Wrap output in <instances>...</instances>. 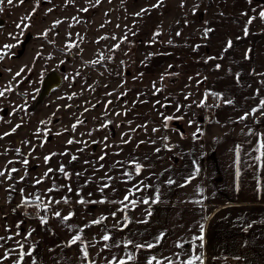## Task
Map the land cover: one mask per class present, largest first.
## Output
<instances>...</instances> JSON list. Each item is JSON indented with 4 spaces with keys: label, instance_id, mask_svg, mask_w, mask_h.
Returning <instances> with one entry per match:
<instances>
[{
    "label": "rangeland",
    "instance_id": "obj_1",
    "mask_svg": "<svg viewBox=\"0 0 264 264\" xmlns=\"http://www.w3.org/2000/svg\"><path fill=\"white\" fill-rule=\"evenodd\" d=\"M0 9V171L7 174L0 193L4 184L9 192L11 178L25 175L28 165L44 176L50 196L61 190L69 202H123L147 228L145 241H158V208L205 209L212 142L197 129L203 132V120L224 99L240 109L264 107V0H3ZM50 70L62 83L35 104ZM166 116L173 119L165 122ZM201 210L189 238L200 235ZM215 216L204 225L207 246L216 239ZM224 227L219 241L230 232ZM193 242L199 252L200 241ZM154 257L158 264V251Z\"/></svg>",
    "mask_w": 264,
    "mask_h": 264
},
{
    "label": "crops",
    "instance_id": "obj_2",
    "mask_svg": "<svg viewBox=\"0 0 264 264\" xmlns=\"http://www.w3.org/2000/svg\"><path fill=\"white\" fill-rule=\"evenodd\" d=\"M227 101L221 100L211 119L203 120L205 126L202 134L199 133L206 142H212L206 161L212 172L209 189L205 188V209L158 208V241H145L148 234L143 233L147 228L142 227L134 212L126 213L124 205L111 201L101 203V200L91 204L68 200L69 203L64 204L61 199L67 195L61 190V196L48 195L44 176L29 172L27 165L25 175L11 178L9 192V186L4 184L0 193V237L3 238L0 239V264H16L17 261L20 264H117L119 259L127 260L128 253L135 257L128 264H147L157 251L158 264H183L193 254H202L203 264H221L218 262L221 260L230 264L231 260H237L236 257L240 260L237 264H264V156H261L264 149L260 148L264 143V107H256L253 112L252 106L240 109L233 106L232 100L231 103ZM242 116L245 119L241 120ZM254 146L256 149L252 150ZM216 147L218 149L214 150ZM257 156L261 159L257 160ZM36 180L42 182L37 184ZM37 195L40 200L36 199ZM8 197L10 203L5 205ZM50 200L61 202L49 203ZM229 209L230 214L227 213ZM200 210H205L204 225L216 215L213 223L216 239L208 246L203 243L196 252L187 231ZM57 211L62 216L69 212L74 215L69 221H63L54 215ZM101 215L106 219L100 224L91 223ZM42 216L47 217L45 224L40 222ZM223 226L230 232L226 237L220 236L225 241H219ZM105 234L111 237L109 241L102 239ZM76 235L81 239L68 246ZM128 240L133 243L125 247ZM136 244L144 247L136 248ZM148 244L153 247L148 248ZM228 245L233 247L236 257H232ZM81 248L88 253L86 259ZM29 251L32 254H25L21 260V252Z\"/></svg>",
    "mask_w": 264,
    "mask_h": 264
},
{
    "label": "snow or ice",
    "instance_id": "obj_3",
    "mask_svg": "<svg viewBox=\"0 0 264 264\" xmlns=\"http://www.w3.org/2000/svg\"><path fill=\"white\" fill-rule=\"evenodd\" d=\"M13 2H14V0H7V3H8L9 5L13 4ZM0 3H3V0H0ZM20 3H23V0H20ZM97 3H99V0H97ZM157 6H159V5H153V7H157ZM181 6H183V3L181 4ZM2 10H3V9H0V11H2ZM87 10H88V9H82V11H87ZM141 11H146V9H142ZM136 15H139V13H137ZM259 17H260L262 20H264V10H262V11L259 12ZM25 19H27V17H25ZM251 23H252V18H250V19L248 20V24H251ZM20 27H21V25H20V24H17V28H20ZM24 27H29V25H24ZM207 32H208V29L205 30V35H207ZM247 33H248V29H247V27H246V28H245V34H247ZM10 35H11V34H10ZM45 35H46V33H45ZM155 35H159V33H154V36H155ZM177 35L179 36L180 33L177 32ZM169 43H171V41H169ZM231 46H232V41L229 40V41L227 42V47L230 48ZM3 47L6 48V49H10V48L14 47V45H8V44H6V45H4ZM116 47H119V45H116ZM0 59H3V56H2V55H0ZM216 68H217V69L220 68V65L217 64V65H216ZM22 71H23V69H21V72H22ZM20 74H21L20 72L16 73L17 76H19ZM8 90H11V89H8ZM157 91H159V89H157ZM3 95H4V92H3V91H0V96H3ZM214 95H216V94H214ZM227 103H231V100H228ZM204 104H205V101H204V100H201V101H200V106H203ZM260 104H261L262 106H264V99H262V100L260 101ZM177 111H179V107L177 108ZM252 111L255 112L256 109H253ZM246 115H247V114H246ZM262 115H264V113H262ZM177 118H182V117H177ZM171 119H173L172 116H166V117H164L165 122H167L168 120H171ZM240 119L243 120V119H245V117L242 116ZM189 123L191 124L192 122L189 121ZM17 127H19V126H17ZM73 127H75V126H73ZM13 131H15V129H13ZM153 131H157V129H153ZM197 132L200 133L201 130L198 128V129H197ZM201 134H202V133H201ZM6 135H7V133H6ZM193 135H194V138H195V137H196V134L194 133ZM165 139H166V138H165ZM72 142H73V141H71V140L68 141V143H72ZM260 148L264 149V143H261V144H260ZM19 151H20V150L17 149V152H19ZM156 151L159 152L160 149H156ZM261 156H264V153H261ZM261 156H257L256 159H257V160H260V159H261ZM49 159H50V157H45V162L47 163ZM75 159H76V157L73 156V160H75ZM101 159H103V157H101ZM22 162H23L24 164H27V163H28L27 160H23ZM237 162H238V161H237ZM9 163H11V161H10ZM193 163L195 164L196 162L194 161ZM140 169H141V165H140V164H136V172H137V173L140 172ZM16 171H18V170L15 169V168H12V169H11V172H16ZM52 171H53L52 169H48V172H52ZM59 171L64 172V173H65V176L68 175V174L65 172V169H64L63 165H61ZM199 171H200L199 167H196V169H195V173H198ZM47 174H48V173H45V175H47ZM5 175H6V174H5L4 171H0V177H3V176H5ZM78 175H79V174H78ZM238 175H239V170H237V176H238ZM7 178H11L10 175H9ZM194 178H195V174H194L193 176H190V177L186 178V181H185V182L188 183V182L191 181V179H194ZM20 179L23 180L24 177H21ZM41 182H42L41 180H36V183H37V184H39V183H41ZM173 182H174V181H172L171 179H169V181H168L169 184H171V183H173ZM181 186H184V185H181ZM104 187H108V185H104ZM52 190H53V189H49L48 191L51 192ZM23 191H24V190L21 189V192H22V193H23ZM69 191H71V188H69ZM200 191L202 192L203 190L201 189ZM129 194H131V193H129ZM36 199H37V200H40L41 197H40L39 195H37V196H36ZM128 199H129V195H125L124 200L127 201ZM158 199H159V196L157 195V198L154 199V200L152 201V203H156V202H158ZM24 202L27 203L26 200H25ZM60 202H61V201H56V200H50V201H49V203H56V204H58V203H60ZM63 202H64V203H68V199H67V197L63 198ZM100 202L103 203L104 201H100ZM78 203H84V201H83V200H80V201H78ZM120 203H123V202H120ZM132 203L134 204L135 201H133ZM144 203H148V201L145 200ZM37 206L39 207V205H37ZM125 207H126V206H125ZM44 210L47 212V205H45ZM54 215H55L56 217L61 218L63 221H69V220L71 219V217L74 215V213L69 212L67 216H62L61 212L57 211V212H55ZM115 215H116L115 213H112V216H115ZM104 219H106V217L103 216V215H101L100 218H98V219H94L91 223H92V224H100ZM125 219H127V217H126ZM205 219H206V218H205ZM40 222H41V224H45V223L47 222V217H46V216H42V217L40 218ZM249 226H250V225H249ZM80 231H83V229H80ZM203 233H204V225L201 224V225H200V235H199V236H194V237H193V241H196V240H199V241H200L199 245H197V246L200 247V248H202V247L204 246V245H203V240H204ZM30 234H31V233H29V235H30ZM161 236H163V234H161ZM110 238H111V237H110L108 234H105V235L102 237V239H103L104 241H109ZM0 239H3V238L0 237ZM80 239H81V237H80L79 235L74 236V237L69 241L68 246H71V245L75 244V243H76L77 241H79ZM132 243H133V242H132L131 240H128V241L125 243L124 246L127 247L129 244H132ZM116 246H118V245H116ZM134 246H135L136 248L144 247V246L139 245V244H136V245H134ZM147 247H148V248H152L153 245H152V244H148ZM177 247H181V248H182V245H177ZM49 251H52V249H49ZM80 251L83 253L84 258L86 259V258L88 257V253H87V251H86L84 248H81ZM25 254H27V255H31L32 253H31V251H29L28 253L21 252V254H20V259H21V260L24 258V255H25ZM5 258H7V257H5ZM114 259H115V257H114ZM134 259H135L134 255L131 254V253H128V254H127V260H125V259H119V260L117 261V264H128V261H134ZM154 259H155V257L149 259V260L147 261V264H153V260H154ZM196 261H199L200 264H203L202 254H193V255H190L189 258H188L186 261L183 262V264H194V262H196ZM16 264H20V262L17 261ZM34 264H35V262H34ZM109 264H111V262H109Z\"/></svg>",
    "mask_w": 264,
    "mask_h": 264
},
{
    "label": "water",
    "instance_id": "obj_4",
    "mask_svg": "<svg viewBox=\"0 0 264 264\" xmlns=\"http://www.w3.org/2000/svg\"><path fill=\"white\" fill-rule=\"evenodd\" d=\"M61 83H62V78L56 70H50L49 72H47L41 80L37 97L34 100L35 104H39L44 99L45 96H47L53 89L59 87ZM172 124L181 133L185 131L183 125L180 122L173 121ZM197 135H199V133Z\"/></svg>",
    "mask_w": 264,
    "mask_h": 264
},
{
    "label": "flooded vegetation",
    "instance_id": "obj_5",
    "mask_svg": "<svg viewBox=\"0 0 264 264\" xmlns=\"http://www.w3.org/2000/svg\"><path fill=\"white\" fill-rule=\"evenodd\" d=\"M3 23V19L2 18H0V24H2ZM31 37V35L30 34H27L23 39H22V41L20 42V48L17 50V55H21L22 54V52H23V50H24V48H25V45H26V43L28 42V39ZM21 96L22 97H24V96H26L25 94H21ZM34 101V100H33ZM174 121H176V120H174ZM179 122V121H178Z\"/></svg>",
    "mask_w": 264,
    "mask_h": 264
}]
</instances>
